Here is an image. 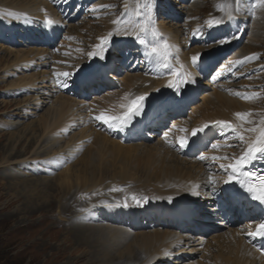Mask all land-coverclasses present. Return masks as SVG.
<instances>
[{"label":"bare ground","instance_id":"obj_1","mask_svg":"<svg viewBox=\"0 0 264 264\" xmlns=\"http://www.w3.org/2000/svg\"><path fill=\"white\" fill-rule=\"evenodd\" d=\"M23 1H25L24 3L28 5H35L39 3L37 0ZM64 1L65 0H62L60 3H63ZM22 5V2L14 3L10 0L5 2L0 0V6H3L4 8L8 7L10 9V11L4 10L1 12H4L7 14V16H9L8 19L11 20L10 24L13 23V25L14 23L20 24L24 22L25 16L23 15L22 11H24L25 8ZM156 5H158V3H155V6ZM47 11L50 12L52 10L49 8ZM47 11H45V13L43 10L42 12H39L41 15L37 16L36 19L43 22L42 26L44 27V30L47 31V33L52 32L54 35L59 30V28L54 23L50 26L45 24L46 17L52 21L53 18H55V16L51 18L50 15L53 13H48ZM153 11L154 8H152V19L154 16ZM116 13L117 12L113 11V15ZM146 13L147 9L145 7L143 10V15L137 19L132 18L128 13L126 15L127 18L124 19L125 21L119 25L121 27L119 33H117V31H112L111 28H106L104 29L102 36L98 35L93 39H88L89 42L93 43L91 46V51L87 53H82L80 51L81 55L87 59V62L78 60L76 66L74 65V67L67 69V71L70 73L69 77H71L69 80H67V82L73 81L74 79L77 80L80 75L87 72L88 74L97 75V71L99 70L101 71L103 78L106 77V72L109 71L110 73L108 75L111 81L119 80L120 78L116 76L117 72H114V69L112 70V68H110L112 60V49L110 46L123 44V49L127 50H132V48H137L139 46L142 47L139 51V53L143 54L142 61H146V65H150L153 68L152 70H154V73H151L147 76L128 75L121 80L123 81L122 92L110 91V88L112 87L110 86L109 90L100 96L94 95L92 97L93 102H91L89 107L87 106L86 108V111H90L92 115L99 116L101 113H105L108 116L121 115L126 111V108L121 107V105H128L137 97H147L160 91L161 94L165 96L164 100H166V103H161V105L157 104L154 109L151 110L149 117L151 119L160 117L159 127H161V125L165 124L164 119L167 118L166 115H163L165 108H169L171 106H173V108L177 106L181 107V105L186 100L192 97V89L200 81L201 77L198 73V68L201 66L204 69L206 64L207 67H210L211 64L213 65L216 62L215 57L212 55L202 53L201 56L204 55V57L202 60L199 59L198 63L194 66L191 62L192 56H189L186 53L182 54L181 47L177 46L179 39L177 41H172L170 39L173 36L172 30L179 32V29H171L170 26L168 27V25H166V23L157 24L155 26L150 24V27L155 28L159 33L158 39L160 43L167 42V44L170 46V55L167 59V67L162 66L164 61L157 60L155 57L146 56L145 53L147 49L144 47V45L139 43V41L136 39L135 33L133 35L123 34L125 29L128 31H133L134 26L138 22H143L146 18ZM237 19L238 18L229 19L227 17L224 22H221L220 24L213 23L214 26H209V28L211 29L212 33L218 32L222 30V28H230L231 32H234L239 28L240 21ZM2 23L3 20L0 18V25H2ZM96 30H99V28L96 27ZM258 31L257 24H253L252 37L256 39V42L259 41ZM109 33H112L111 38L108 40L106 45L102 46L105 49L103 52L104 59H100L99 54L90 57L89 53H92L94 50L99 51L96 49V46L100 44L101 38L108 36ZM141 36L149 44L155 43L157 39L153 38L151 32H149L147 35L141 34ZM43 42L45 41L42 37V41H39V45L43 46ZM71 48L74 47L72 46ZM198 50L199 49L197 48L196 54L198 53ZM199 51L203 52L204 50L201 49ZM76 52L78 53L79 50ZM9 53L11 55V50H9ZM14 53L15 54L13 55L12 64L11 66H8V68H18V64H24L25 62H28L30 60V56L32 57L34 53H36L39 57L47 55V57L39 59L38 64L44 65L45 63L50 64L51 62L50 56L48 55L50 52H47L46 49L42 47L38 48V50L35 52L30 49L25 51L17 50L14 51ZM70 56L71 54H64L62 55V58L58 57V64H62L64 59L67 60L70 58ZM103 63H108L106 68L99 67ZM198 64L199 66L197 68ZM163 69H167L166 72L165 70L161 72ZM19 70L22 69L19 68ZM62 73L65 72H60V74ZM41 74L42 72L36 75L37 79L35 82H40L39 78L42 77ZM22 77H19L15 82H11L10 85L6 87L16 86V83ZM258 77L264 80L262 75H258L255 79L256 82ZM57 78L60 80L62 77L57 75ZM23 81L25 82L24 79ZM170 82L173 83V87H168ZM177 83H179L178 89L175 87ZM34 84L35 83L28 79L27 82L21 87H30ZM69 85L70 84H66V86L60 90V96H57L54 99L51 109H48L44 116L39 120L41 129L39 136H42L41 141L39 140V147H42L41 152L44 155L39 159L43 164L40 163L38 165L40 167L33 168L30 175L39 178L38 181H41L44 178L49 179L50 177L48 176H51L58 170L60 172V169L62 168L59 166L57 169H54V164L64 160V162L70 161V163H72L74 161L73 159L75 154H79V149L83 147L82 141L84 139H91V144L85 148L86 150L88 148L89 149L83 153V157L80 160L78 159V167L75 170L70 169V167H66L61 175L58 176V172L54 177H51V179H54L55 177L57 178L53 184L40 183L41 185L39 186V189H47L50 192L63 190V193H65V195L62 196L64 203H61L62 205L58 203V207H62L61 211L64 214L63 216H65V213H68L65 222H70L76 226L71 231L72 236L83 245H88L89 243L94 242L90 247L88 252L89 256L85 259L84 264H102L104 258L109 256V249L114 245L117 247H122L125 245V255L124 257L122 256L123 258L121 262H130V264H169L168 261H170L172 255L176 254L181 256V253L184 251L183 249H179V251L176 250V248L178 249V246L182 242L185 243L183 245L192 244V246L197 247L199 245H205L204 252H206V254L201 257L202 262L194 261V255H187L183 260V262L187 261L186 264H210L211 261L209 258L216 257L218 254L219 255L213 264H264L262 258L256 251L252 249L249 241L245 239V236L250 232V230H246L244 228H241L240 230L239 228H236V230L225 226L224 228H228V231L213 236L211 239L215 241L216 245H211L208 244V242H204V237L202 235L199 237H194L188 233L180 235L178 229L171 231L169 230L170 227H166V225H162L164 227L163 228L159 224L157 226L159 229L150 232L149 234H133V236H131V232L135 230H127L124 225L126 224L124 221L129 222V225L131 222L138 224V221L141 218L144 220L146 217L150 218V222H152L155 217H159L157 219L160 221L162 219L168 218L171 220H176L177 217L182 218L184 213L190 212L189 208L191 207V204L195 202V207H197V205L202 206L205 203L210 204L209 202L213 201V199L209 196V193L207 194L210 185H212L214 182L220 183V185L226 184L225 181L228 179V174L231 172V168H228L227 166L233 164L235 160L243 154L247 148L246 142L255 140L259 135V129L264 127V125L261 124L262 118H259L256 115L251 116L249 125H239L240 119H238L235 114L237 111L244 110L246 105L242 104L243 102H238L232 98H227L215 92L213 94L204 96V102L193 107L192 114L188 120H184L183 118L180 120H174L172 123V127H174V129H172L173 132H166L165 139H158V143L152 146L147 145L148 141L157 139V137L153 136L152 134H155L156 132L164 133L162 129H156V131L153 130V132L151 130V134H146L149 139L147 142L143 141L139 144L130 142L125 143L124 139L118 140L114 135L116 134L114 127H109V124L96 119L94 124H92L90 117H84L82 111L85 110V108H83L85 104L82 105L83 107L79 108L81 106V101L71 98L70 94L66 92L69 88ZM257 95L260 97V101L264 102V91L255 94V99ZM174 96H179V103L175 106L172 102V98ZM125 97H127V99H125ZM255 103L256 102L254 101L252 104L256 105ZM257 111L258 115L261 114L259 109ZM254 119H256V123H251V126L250 121H253ZM82 120L83 122L80 125L79 122ZM217 121H224L232 125V127H225L219 124L216 128L220 133V136L230 133L232 135L231 138H234L235 142L237 143L234 142L235 145H232L234 148L228 150V154L230 153L231 155L227 158L223 150H220L219 147L212 149V145H217L219 140L215 139L212 142L208 152L209 158L218 159V163L224 167H222V170L219 171L214 166V168L218 171L216 172L218 175H215L214 179L209 180L211 175L208 176L206 173L208 169L202 165V160L182 159L183 155L180 154L179 148H176V152L172 153V151L165 147L174 146V144L180 147L179 140L182 137L188 136L187 140L192 139L193 129L201 128L207 124L208 127L205 129L211 128V130H214L212 125ZM97 122H100L103 128L97 127L94 129L89 127L90 123L91 126H93ZM1 123L4 124L3 122ZM6 123L9 124L8 121H6ZM78 126L84 127L77 133H72L73 129H76ZM247 127H255L257 131H248ZM110 128L111 130H109ZM181 129L183 131H181ZM59 130L63 131V135H66L64 136L66 141H63L64 139L62 140V138H57L56 140L55 137L54 139V136L57 135ZM117 132L125 135L121 131L120 127H117ZM133 133H136L137 135L130 136L131 139H136L138 135L139 137L142 136L141 132L135 131ZM201 134L202 133H198L196 135L197 138L195 139L194 144L205 146L203 143L204 140L200 136ZM240 136L244 137V141L240 140ZM67 140L69 141L67 142ZM64 143L68 150L65 151L64 149L65 152L62 151V148H64L62 145H64ZM35 145L36 143L32 144L31 147L33 148ZM58 153L61 154L57 156L56 154ZM46 156L48 157L45 158ZM50 156H52V158H50ZM184 157L190 158L191 156L184 155ZM4 160L7 161L6 158H4ZM27 174L29 175V173ZM39 174H43L44 177L40 176ZM8 175L12 176V173H9ZM135 176H137V181L132 180L135 178ZM106 180H109L108 184L105 183ZM112 184L113 186L116 185V188L118 185L116 194L114 191L111 193L114 194L112 197L118 199L122 204L119 205V202H117V204L113 203L115 201L107 198L106 200L109 201V203L103 207L101 214L97 215L98 213L96 211H90L88 216L91 218L98 216V219L103 218L112 226L115 224H120L119 227L110 226V230L106 231L104 230L105 227L103 225L99 226L92 223H87L85 225L80 223L81 221L79 219L78 220L80 222H78L76 219L79 218L81 214L77 211V209H80L81 207L85 208L89 204L90 206L87 208H92V210L94 208H99V203H102L101 201L105 199L101 196H107V190H110ZM11 185H14V183ZM28 188L32 189L30 186ZM83 192H88L90 197L84 199L83 196H81V198H79V194H82ZM44 199H46V197ZM88 199H90L89 204L85 202V200ZM26 200L28 201L30 199L27 198ZM45 202V200L42 201V203L38 205L39 208L44 206L52 207V203L43 204ZM158 202H160V204H158ZM144 203L145 205L142 206ZM72 204L75 205L73 206ZM138 204L140 207L142 206L139 209L136 207ZM209 211L216 213L215 205H213ZM194 214L197 215V222L202 225V227L206 226L203 227V230L207 232L209 230L207 228L209 224L207 221V216H204V214L203 216L201 214ZM210 217L212 216H209V218ZM195 219L196 217H194L192 221H196ZM164 222L165 221H163V223ZM221 224L222 223H220V225ZM245 226H251V223H245ZM104 243L108 244L106 248L102 247ZM79 244L80 243L77 245ZM192 251L186 250L185 252L191 254ZM102 254H105V257ZM160 257H164L163 260H159ZM79 261L80 259H76L70 264H77ZM175 264L179 263L175 262Z\"/></svg>","mask_w":264,"mask_h":264},{"label":"rangeland","instance_id":"obj_2","mask_svg":"<svg viewBox=\"0 0 264 264\" xmlns=\"http://www.w3.org/2000/svg\"><path fill=\"white\" fill-rule=\"evenodd\" d=\"M2 1L5 2L7 0ZM10 1L14 3L22 2V6L25 8L22 11L25 19L23 23L10 24L11 20L8 19L9 16L1 12L4 10L10 11V9L0 6V18L3 20L2 25H0V264H70L76 259H80L77 264H84L85 259L89 256L90 247L94 242L83 245L72 236L71 231L76 226L70 222H65L68 213H65V216H63L62 207L60 206L64 203L62 196L65 193H63V190L50 192L47 189H39L41 184H53L57 178L51 179V177H54L59 170L48 176L50 177L49 179L44 178L41 181H38L39 178L36 176L30 175L33 168L40 167L38 165L42 162H40L39 158L44 156L41 152L42 147H39L42 138V136H39L41 133L39 120L48 109H51L54 99L60 96V90L69 78V76L62 77L59 80L57 75L61 77L60 72L62 71L69 73L67 69L74 67V65L76 66L78 60L87 62V59L81 55V52L87 53L91 51L93 43L89 42L88 39H93L98 35L102 36L106 28H111L112 31H116L117 27L121 28L119 25L125 21L124 19L127 18L126 15L128 13L134 19L141 17L144 5L152 2V0H65L66 3L65 1L60 3L62 0H37L39 3L35 5L25 4L23 0ZM155 3H158V5L155 6ZM137 4L140 5L139 15H137ZM229 4L232 5V18H238L237 20L240 21L238 30L236 29V31L231 32L230 28H222L221 32L212 33L208 21L220 20L224 22L228 17L229 9L227 5ZM49 8L52 11H47ZM153 8L154 16L150 24L155 26L166 23L171 29L178 28L179 32L172 30L173 36L170 39L172 41L179 39L177 46L181 47L182 54L186 53L189 56H194L198 48L199 50H204L203 52L198 50V53L210 54L217 60L214 66L206 69L208 70L207 74L200 75V81L194 87L192 97L186 105V116L183 119H189L193 107L204 102V96L216 92L227 98L243 102L242 104L246 105V109L237 111V113H250L251 115L246 116L244 120H240L239 125H249L251 116L255 115L263 120L264 102L260 101L258 95L255 99V94L264 91V80L258 77L256 82L255 79L258 75H262L264 79V4L260 3V0H240L239 10L237 11L236 0H156V2L154 0ZM221 8L223 10H220ZM42 10L44 13L45 11L53 13L50 17L53 18L55 16L53 21L59 28L54 37V44L51 43L47 46L39 45V41H42L45 30L42 26L43 22L37 20L36 17L41 15L39 12H42ZM113 11L117 13L113 15ZM114 20H119L120 24H113ZM253 24H257L259 30L258 42L252 37ZM211 26L214 25L212 24ZM96 27L99 30H96ZM222 40L225 42L220 43ZM72 46L74 48H71ZM41 47L50 52L48 54L51 59L50 64H38L39 59L45 58L47 55L39 57L34 53L32 57L30 56L28 62L18 64V68H8L12 64L14 51L31 49L35 52ZM9 50L12 52L11 55ZM77 50L81 52L77 53ZM140 50L141 48H132V51L126 50L125 56L128 61L123 67L115 63L121 60V55L117 52L118 50H111L114 61H111L112 66L110 67L112 70L114 69V72L119 71L117 75L120 79L110 88V91L122 92L123 81L121 80L128 75L147 76L154 73L153 68L150 65H146V61H142V53H139ZM64 54H71V56L67 60L64 59L62 64H58L57 58H62ZM202 56L204 57V55ZM237 61L241 63H236ZM24 67L25 69L23 70ZM19 68L22 70H19ZM164 70H161V72ZM41 72L42 74L44 73V76L41 74L42 77L39 78L40 82L37 83L35 82L37 79L36 75ZM19 77L22 78L18 80L16 86L6 87L11 82H15ZM28 79L35 84L30 87H21ZM70 97L81 101L79 108L85 104L83 107L85 110L82 111V114L86 118L90 117V121L92 120V124H94L96 116L92 115L90 111H86L87 106L89 107L91 102H93L92 97L89 96L86 100H80L77 96L72 95ZM245 97H248V99H245ZM254 101L256 105L252 104ZM258 109L261 111L259 115L257 113ZM83 120L79 122L80 125ZM172 123L173 120L167 119L162 128L164 129V133L154 134L157 139L147 145L152 146L158 143V139H165L166 132L172 133V129L174 128L172 127ZM251 123H256V119L250 121V125ZM83 127L78 126L76 129L74 128L72 133H77ZM89 127L94 129L97 127L103 128L100 122L95 123L93 126L90 123ZM251 128L247 127V129ZM62 133L63 131L59 130L54 139L56 137V140L57 138H62V140L64 139L63 141H66V138H64L66 135ZM231 136L230 133H226L219 138V142L216 145L217 148L219 147L220 150H223L227 158L231 155L230 153L228 154V150L234 148L232 145L237 143ZM90 142L91 139H84L82 141L83 147L79 149V154H75L72 163L70 161L64 162V160L54 164V169H57L59 166L62 167L58 176L64 172L66 167H70L72 170L78 167V162L83 157V153L89 149L86 150L85 148L91 144ZM34 143L36 145L32 148L31 146ZM65 143L62 145L64 147L62 148L63 152L67 150ZM165 148L172 151V153L175 151V148ZM60 154L56 155L59 156ZM201 157H204V159H201ZM195 159H200L204 164L208 165L205 168H208L207 173L211 177L212 175H218L216 173L218 171L214 167H211V165H214L219 171L222 170V165L218 163L219 160L210 159L209 155H199ZM9 173H12V176H9ZM39 175L44 177L43 174ZM136 178L137 176L132 180L137 181ZM108 182L109 180L105 181L106 184ZM13 183L14 185H11ZM29 186L32 189L28 188ZM117 188L116 185L113 186L112 184L110 190H107V196H101L105 199L101 201L102 203H99V208H94L93 210L92 208H87L90 206V199L85 200L89 205L85 208L81 207L77 209L81 216L76 220L78 222L81 221L80 223L85 225L87 223L99 226L103 225L105 227L104 230H110V226L112 225L109 222L107 223L103 218L98 219V216L91 218L88 216V213L96 211L97 215L101 214L103 207L109 203L106 200L107 198L115 201L113 203L117 204L119 200L112 197L114 194H111L114 191L113 189L117 190ZM116 190L114 191L115 194ZM81 196L87 199L90 197V194L83 192L78 197L81 198ZM45 197L46 199H44ZM27 198L30 200L27 201ZM44 200L46 202L43 204L52 203V207L44 206L39 208L38 205ZM58 203L60 207H58ZM119 203V205L122 204L121 202ZM72 205L74 206L75 204ZM144 205L145 203L142 206ZM136 207L137 209L141 208L139 204ZM208 215L210 214L208 213ZM119 225L115 224L112 227H119ZM218 226H212L215 230L204 237L205 243L208 242V244L216 245L215 241L211 238L228 231V228ZM125 228L128 230V225H125ZM157 229L159 228H149L148 225L144 229L132 231L131 236L133 234H149ZM179 234L181 235V232ZM78 243L80 244L77 245ZM183 244L185 243H180L178 249L176 248L178 251L179 249L184 250L181 256L172 255L170 261H168L169 264H175V262L186 264L187 261L183 262V260L187 255H194V261L202 262L201 257L206 254L204 252L205 245L197 247L192 246V244ZM107 246V243L102 245L103 248ZM124 250L125 245L122 247L112 246L109 249V256L105 257V254H102L105 257L102 264H130V262H121L125 255ZM186 250L193 251L191 254H188L185 252ZM217 256L209 258L210 264L214 263ZM163 258L160 257L159 260H163Z\"/></svg>","mask_w":264,"mask_h":264},{"label":"snow or ice","instance_id":"obj_3","mask_svg":"<svg viewBox=\"0 0 264 264\" xmlns=\"http://www.w3.org/2000/svg\"><path fill=\"white\" fill-rule=\"evenodd\" d=\"M260 3L264 4V0H260ZM239 4L240 0H236V10H239ZM127 7V5H126ZM144 7L147 9L146 18L143 22H138L135 26L133 31H128L127 29L124 30V35H133L135 33L136 39L139 41L140 44L144 45V47L147 49L145 55L148 57H155L157 60L164 61L162 66L167 67V59L170 55L169 51V45L167 42L160 43L159 42V33L156 31L155 28L150 27V21L152 19V8L154 7V0L152 2L146 3ZM229 12H228V18L232 19V5H227ZM139 9L140 5L137 4V15H139ZM220 10H223L221 8ZM222 21L220 20H210L208 21L209 26H211L213 23L220 24ZM54 21L51 19H48L46 17L45 24L46 25H52ZM113 24L119 25V20H114ZM117 33L120 32V28L117 27L116 29ZM149 32H151V35L153 38H157L155 43L149 44L142 36L141 34L147 35ZM112 33H109L108 36L101 38L100 44L96 46V49L99 51L94 50L92 53H89V56H95L97 54L100 55V59H104V48L103 45H106L108 40L111 38ZM225 41H220V43H224ZM201 54L197 53L196 55L191 57V62L195 66L198 63V60L200 59ZM236 63H241L240 61H237ZM60 75H63L64 77L70 76V73H62ZM190 75V74H189ZM66 86V85H65ZM168 87H173V83L170 82ZM175 87L179 88V83L175 85ZM127 99V97H125ZM245 99H248V97H245ZM144 100L143 96L137 97L135 100L131 101L128 105H121V107H125L126 111L118 116H108L105 113H101L99 116H96V120L103 121L106 124H109V127L114 126H125L127 125L133 116L139 115L141 110V101ZM236 117L240 120H244L246 116L251 115L250 113H236ZM217 124H220L225 127H232L231 124L224 122V121H217ZM261 124L264 125V120L261 121ZM208 125L205 124L201 128L193 129L192 135L196 136L198 133L204 131L205 128H207ZM181 131H183L181 129ZM248 131L256 132V128L248 129ZM241 141H244V137H239ZM187 143L186 139L181 138L179 140V144L181 148L185 146ZM247 148L243 152V154L235 160L233 164L228 165V168H231V172L228 174V179L225 181V183H229L233 180V177H236V183H238L242 188H244L247 192L252 193V199L260 201V203L264 204V177L259 178L258 184H253L251 182V177L253 176L252 173L244 171V166L250 163L251 161L257 159L258 157H264V127H261L259 129V135L256 137L255 140L251 142H246ZM213 148L216 147V145H212ZM201 159H204V157H201ZM222 167H224L222 165ZM240 177H247L248 180H242ZM114 191L116 189H113ZM135 199V198H134ZM127 206V205H125ZM248 235L250 236H259L264 237V223H261L257 226L255 232H249Z\"/></svg>","mask_w":264,"mask_h":264}]
</instances>
